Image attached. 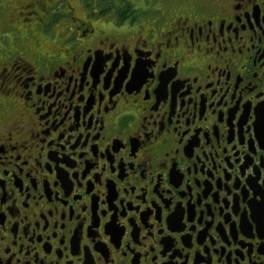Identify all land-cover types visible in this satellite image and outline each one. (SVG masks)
<instances>
[{
	"label": "flooded vegetation",
	"instance_id": "1",
	"mask_svg": "<svg viewBox=\"0 0 264 264\" xmlns=\"http://www.w3.org/2000/svg\"><path fill=\"white\" fill-rule=\"evenodd\" d=\"M74 1L5 7L0 264H264V0Z\"/></svg>",
	"mask_w": 264,
	"mask_h": 264
},
{
	"label": "rangeland",
	"instance_id": "2",
	"mask_svg": "<svg viewBox=\"0 0 264 264\" xmlns=\"http://www.w3.org/2000/svg\"><path fill=\"white\" fill-rule=\"evenodd\" d=\"M18 1H22V0H0V30L3 26V23L2 21L6 18V16H8V9L5 8L6 6L9 5V7H16L17 4H18ZM119 1H122L123 0H111V3L113 4L115 2V7H112L111 9H114V10H120V2ZM133 1V4L135 6H133V8L136 7V9H139V12H142L143 15H146L144 12L145 11H148L149 8H151V6L154 4V2H156L157 0H132ZM162 1V0H161ZM67 4H70L71 6L77 8V3L74 1V0H67ZM110 7V6H109ZM109 7H107V9H109ZM144 8V10H143ZM145 8H147L145 10ZM114 13V12H113ZM135 20V19H133ZM53 25H56L53 23Z\"/></svg>",
	"mask_w": 264,
	"mask_h": 264
},
{
	"label": "trees",
	"instance_id": "3",
	"mask_svg": "<svg viewBox=\"0 0 264 264\" xmlns=\"http://www.w3.org/2000/svg\"><path fill=\"white\" fill-rule=\"evenodd\" d=\"M106 3L105 4H103V0H98L97 1V4H98V6H100L101 8L102 7H104L105 5H107V7H109V8H112V7H115V2L112 4L111 3V0H107V1H105ZM121 3H123V2H120V4ZM124 7H120V10H123L124 9V11H122V13H120L119 15L117 14L116 16V18L118 19V20H120V21H124V20H126V18H129L128 16H129V13H130V5L129 4H127L126 2H124ZM116 12H119L118 10H115Z\"/></svg>",
	"mask_w": 264,
	"mask_h": 264
}]
</instances>
